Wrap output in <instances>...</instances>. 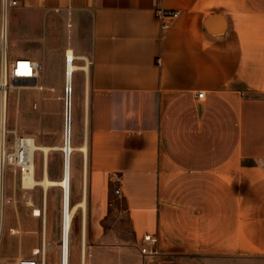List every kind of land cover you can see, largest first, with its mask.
Listing matches in <instances>:
<instances>
[{"label": "crops", "instance_id": "crops-1", "mask_svg": "<svg viewBox=\"0 0 264 264\" xmlns=\"http://www.w3.org/2000/svg\"><path fill=\"white\" fill-rule=\"evenodd\" d=\"M156 8L179 15L163 29ZM60 21L71 25L61 44L72 46L76 66L72 153L86 178L76 202L84 198L90 251L119 188L135 239H153L151 254L264 257V0H17L6 11L0 0L10 58L17 43L41 45L23 51L40 62L43 87L26 88L41 111L26 135L52 147L41 177L54 180L61 164L49 153L63 144L56 102L46 115L48 93L55 101L64 86L65 48L52 49ZM83 145L86 153L77 150ZM18 213L3 200L0 251L5 233L32 230ZM22 232L28 247L7 264L41 253Z\"/></svg>", "mask_w": 264, "mask_h": 264}, {"label": "rangeland", "instance_id": "rangeland-1", "mask_svg": "<svg viewBox=\"0 0 264 264\" xmlns=\"http://www.w3.org/2000/svg\"><path fill=\"white\" fill-rule=\"evenodd\" d=\"M58 27L55 30V43L52 49H72L70 44H61L62 40L70 35L71 25L68 22H57ZM84 47L83 65L89 66L88 47ZM41 45L32 44L30 42H20L11 48L12 56L28 57L23 51L38 52ZM64 51V53H65ZM40 52V51H39ZM76 62V61H75ZM64 65V64H63ZM64 73V69H63ZM75 80L72 83L71 95V144L76 143L78 136L77 132V117L78 108L75 106ZM39 82V81H38ZM29 89V88H28ZM51 97L47 101V118L52 117L53 107L55 102L58 106L61 116V128L63 131V97L64 86L56 93L55 101L53 92L48 93ZM32 90L13 88L8 95V112H7V127L9 130L16 129L18 133L29 134L32 126H36L35 118L40 115L41 111L38 108V102L34 99ZM52 127V126H51ZM52 137V136H51ZM13 134L7 136L8 149H11ZM61 140L60 146L62 144ZM50 156H57L61 164L60 177H62V160L63 153L59 149L50 151ZM35 178L41 177L43 154L38 151L35 159ZM76 152L71 156V178H70V197L72 205L78 200L82 192V173L75 172ZM6 182L4 184L5 194L4 199L12 207L18 209L20 219L24 222V226L31 227L32 230L17 229L9 231L8 234L2 236V245L0 251V264H7L6 258H13L18 254L20 246L26 251L28 247L26 237L20 242L19 235L22 232L24 235L32 236V239L38 241L40 251L44 252V264H60V240H61V204L62 190L59 186L49 187L44 190L42 186H35L33 189H23L20 183L19 173H13L8 169ZM86 188V180H85ZM37 211V212H35ZM35 212V214H34ZM15 217H12L14 221ZM81 219L82 212L77 208L71 219L69 231V257L68 264H80L81 256ZM0 223V229H1ZM104 236L102 242L95 251H90L87 246V237L85 232L84 248H85V264H264V257L238 252H210L196 254H177L170 255L167 253L158 252L156 254L144 253L143 247L134 237L131 225L127 219L123 199L115 192H112L110 197L109 212L103 221ZM44 250V251H43ZM91 253V254H90ZM39 259V256L37 257ZM22 259V258H20Z\"/></svg>", "mask_w": 264, "mask_h": 264}, {"label": "built area", "instance_id": "built-area-1", "mask_svg": "<svg viewBox=\"0 0 264 264\" xmlns=\"http://www.w3.org/2000/svg\"><path fill=\"white\" fill-rule=\"evenodd\" d=\"M4 5V11L17 3V0H1ZM179 12L176 10H167L163 8L155 9L156 18L161 20V27L164 29L169 25V22L176 18ZM67 50L64 54V62H68ZM74 59H71L73 61ZM41 64L38 60H33L26 57L10 58L8 52V32L6 23L2 24L0 30V207L4 200V184L5 175L8 169L13 173H19L20 183L24 172L35 164V158L38 150H35L34 138L26 134H18L16 129L10 131L7 127V112H8V95L13 88H38L42 90V86L37 83L40 75ZM71 90H69V94ZM203 93H198V97H202ZM67 88L64 87L63 97V131L62 137H66V122H71V99L69 100L70 113L67 119ZM13 134L11 149H8L7 136ZM65 143V142H64ZM119 194V188L114 190ZM144 253H151L149 245L153 242L150 235L143 238ZM34 256H39L35 259H19L18 264H44V252H34Z\"/></svg>", "mask_w": 264, "mask_h": 264}, {"label": "bare ground", "instance_id": "bare-ground-1", "mask_svg": "<svg viewBox=\"0 0 264 264\" xmlns=\"http://www.w3.org/2000/svg\"><path fill=\"white\" fill-rule=\"evenodd\" d=\"M68 62L64 63V87L66 84L67 88V103L69 104V100L72 98V73L76 66L73 64L71 59H74L73 51L71 49L67 50ZM69 90L71 93L69 94ZM67 104V119L70 113L69 105ZM63 116H64V107H63ZM63 138V137H62ZM65 142V143H64ZM35 150L41 151L43 153L44 161L46 159V155L48 151L52 148L49 146H44L40 144H34ZM74 146L71 144V122L69 124L68 120L66 122V137L63 138V144L61 146V151L63 153L62 160V177L59 180L50 179L44 174L40 179L35 178L34 176V167L31 166L27 169L21 180V187L23 189H33L35 186H42L44 190L49 187L59 186L62 190V204H61V240H60V264H68L69 257V231L71 226L72 216L77 208H81L82 212V220H81V256H80V264H85V248H84V237H85V227H84V217H85V201L84 198L79 202H76L70 205V178H71V154L74 150ZM77 150H81L83 153H86V146L83 145L79 147ZM85 173H83L82 179V190L85 191ZM82 192V193H83ZM85 195V194H84ZM37 212V211H35ZM34 212V214H35ZM38 213V212H37ZM63 241V243H62ZM37 252V249H35ZM44 251V250H43Z\"/></svg>", "mask_w": 264, "mask_h": 264}, {"label": "trees", "instance_id": "trees-1", "mask_svg": "<svg viewBox=\"0 0 264 264\" xmlns=\"http://www.w3.org/2000/svg\"><path fill=\"white\" fill-rule=\"evenodd\" d=\"M69 201H70V205H72V203H71V197H70Z\"/></svg>", "mask_w": 264, "mask_h": 264}, {"label": "water", "instance_id": "water-1", "mask_svg": "<svg viewBox=\"0 0 264 264\" xmlns=\"http://www.w3.org/2000/svg\"><path fill=\"white\" fill-rule=\"evenodd\" d=\"M62 243H63V241H62Z\"/></svg>", "mask_w": 264, "mask_h": 264}]
</instances>
